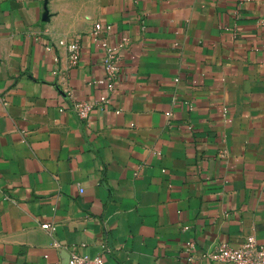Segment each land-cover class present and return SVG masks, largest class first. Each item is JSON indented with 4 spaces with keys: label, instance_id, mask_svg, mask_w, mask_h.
<instances>
[{
    "label": "crops",
    "instance_id": "crops-1",
    "mask_svg": "<svg viewBox=\"0 0 264 264\" xmlns=\"http://www.w3.org/2000/svg\"><path fill=\"white\" fill-rule=\"evenodd\" d=\"M248 237L264 0H0V264H229L203 254Z\"/></svg>",
    "mask_w": 264,
    "mask_h": 264
},
{
    "label": "built area",
    "instance_id": "built-area-1",
    "mask_svg": "<svg viewBox=\"0 0 264 264\" xmlns=\"http://www.w3.org/2000/svg\"><path fill=\"white\" fill-rule=\"evenodd\" d=\"M100 24L96 25V30H101ZM123 43L128 41L127 37L123 38ZM114 53V52H113ZM70 62L76 63L81 55V47L79 44H75L69 48ZM114 57L108 59V69L113 73L114 65L111 60ZM111 61V62H109ZM108 89L112 91L114 89V83L111 79L107 85ZM108 99L102 98L101 103L106 104ZM94 106L85 101H75L72 105V110L78 116L79 119H88ZM46 230L51 229V224L46 223L42 225ZM203 256L210 259L213 262H225L229 264H264V244L258 243L254 237L246 238L240 245L234 246L228 242H221L217 244L213 250L206 252ZM67 264H106L105 257L103 255L96 257H82L74 254L70 258Z\"/></svg>",
    "mask_w": 264,
    "mask_h": 264
}]
</instances>
